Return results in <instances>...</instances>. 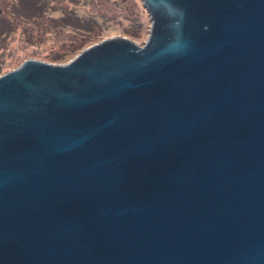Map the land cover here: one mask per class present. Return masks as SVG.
<instances>
[{
    "label": "water",
    "instance_id": "95a60500",
    "mask_svg": "<svg viewBox=\"0 0 264 264\" xmlns=\"http://www.w3.org/2000/svg\"><path fill=\"white\" fill-rule=\"evenodd\" d=\"M142 2L0 77V264H264V0Z\"/></svg>",
    "mask_w": 264,
    "mask_h": 264
},
{
    "label": "rangeland",
    "instance_id": "374dc122",
    "mask_svg": "<svg viewBox=\"0 0 264 264\" xmlns=\"http://www.w3.org/2000/svg\"><path fill=\"white\" fill-rule=\"evenodd\" d=\"M150 28L142 0H0V77L27 60L68 64L110 39L142 47Z\"/></svg>",
    "mask_w": 264,
    "mask_h": 264
}]
</instances>
